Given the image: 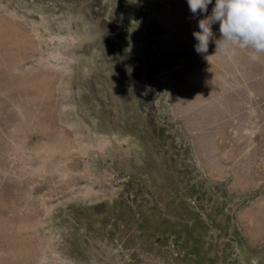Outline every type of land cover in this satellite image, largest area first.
Returning a JSON list of instances; mask_svg holds the SVG:
<instances>
[{
	"label": "rangeland",
	"instance_id": "1",
	"mask_svg": "<svg viewBox=\"0 0 264 264\" xmlns=\"http://www.w3.org/2000/svg\"><path fill=\"white\" fill-rule=\"evenodd\" d=\"M12 10L79 37L70 94L30 82L33 56L14 70L33 50L8 41ZM0 15V264H264V59L197 54L187 0H0ZM69 122L130 133L138 153L72 150L65 167L94 178L60 184L7 157L19 125L34 146L72 142ZM88 182L99 196L73 200Z\"/></svg>",
	"mask_w": 264,
	"mask_h": 264
},
{
	"label": "bare ground",
	"instance_id": "2",
	"mask_svg": "<svg viewBox=\"0 0 264 264\" xmlns=\"http://www.w3.org/2000/svg\"><path fill=\"white\" fill-rule=\"evenodd\" d=\"M9 14H10V17L15 22L12 24L14 32L13 33L9 32L10 34L8 35L6 34L8 36V37L6 36L8 41L12 42L13 38L20 41V38L17 37V34H16V31H18V36L22 34L24 38V42L22 41L20 42L22 43L29 42L28 44L33 50V54L31 53L25 56L22 55V57H19L18 59L16 58L13 64L14 70H18V66H21L24 63V61L28 59V57L33 56L35 58V63L37 65V68L35 70L42 72V74L38 76L40 78L38 77L34 78L30 82L34 81V83L37 84L39 82H44L43 80L54 81L58 85V88H63L67 91V94H70V90L67 87L65 88V86L68 85L66 78H69L72 75V65L74 63L75 58L74 56L69 55V51L71 47L75 46L78 43L79 37L71 33L70 31H68L69 27L67 26H66L67 32H64V30L61 28H60V31L56 30L55 26L52 24V21L49 20L45 16H42L39 18H29V17L26 18L25 14H21L16 10L10 11ZM66 22H68L67 19H66ZM116 78H118V76H116ZM28 83H26L25 86H27ZM47 94H50V91L49 93L47 92ZM42 95H45V93L44 94L42 93ZM68 107H69L68 105H64L63 109L64 110L70 109L71 106L69 108ZM22 109H21V113L23 115L24 111L22 112ZM26 120L28 121V119H25V121ZM25 121L22 123L25 124L26 123ZM27 125H28V122H27ZM44 126L46 127L47 125H43V127ZM68 127L72 130V133L74 134L72 138V142L63 140L64 137H62L63 134L61 133L62 134L61 139L64 142L55 141L52 139H46L40 142L39 144L30 146L24 132H22L23 128H21V125H19V128L15 130L17 132V135L11 141V147H10L9 153L7 154V157L9 158L10 156H14V160H16L18 164L20 165L21 171L26 174L28 173L29 176L35 175L38 177V176H41L40 174L44 173L49 177L52 176L53 178L55 175H58L59 181L58 180L57 181L60 184L61 182L65 180L66 177L70 175L72 176V173L75 172V171L72 172L70 169L66 168L67 167L66 165H69V162H67L68 164H65L66 156L72 153V150L73 152H75L72 154H78L81 157L83 156V158L91 155L90 154L91 152H95L97 154H107L110 152L117 153L121 151L127 153V151L129 150H134L135 153H138V141H137L138 139H136L135 137H132L133 135H131L130 133H97L95 135L96 136L95 140H93V139L87 138L88 134L85 131L82 124L78 122H74V123L69 122ZM48 132L49 131H47V133ZM68 138L69 140H71V137H68ZM72 154L69 156H72ZM35 159L36 160L39 159L40 163H38L37 165H33V161ZM67 159L69 158L67 157ZM92 171L93 170L91 169V166L88 165V163L87 164L85 163L84 167L76 171L74 175L77 173L78 176H84V177L87 176L89 179H93L94 177H93ZM19 173H20V170H19ZM94 183L95 182H93L92 184L94 185ZM92 184L89 182L82 186L69 184L68 188L71 190L70 196L72 197L73 200H78V199L88 200V199H92L94 197L99 196V193L97 192V190H95ZM46 209L48 212H52L55 209V206L53 205L48 206Z\"/></svg>",
	"mask_w": 264,
	"mask_h": 264
},
{
	"label": "clouds",
	"instance_id": "3",
	"mask_svg": "<svg viewBox=\"0 0 264 264\" xmlns=\"http://www.w3.org/2000/svg\"><path fill=\"white\" fill-rule=\"evenodd\" d=\"M198 30L192 33L197 54L209 60L222 56L228 61L247 52L253 62L264 59V0H187ZM219 24V35L213 26ZM210 43L215 44V53L206 55Z\"/></svg>",
	"mask_w": 264,
	"mask_h": 264
}]
</instances>
